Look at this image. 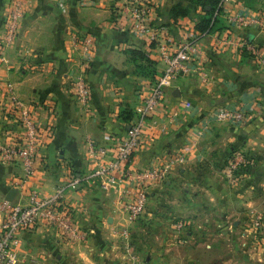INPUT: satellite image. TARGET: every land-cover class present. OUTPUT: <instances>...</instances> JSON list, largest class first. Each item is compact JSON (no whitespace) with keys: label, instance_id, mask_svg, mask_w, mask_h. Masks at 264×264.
Instances as JSON below:
<instances>
[{"label":"crops","instance_id":"crops-1","mask_svg":"<svg viewBox=\"0 0 264 264\" xmlns=\"http://www.w3.org/2000/svg\"><path fill=\"white\" fill-rule=\"evenodd\" d=\"M21 1L26 9L18 35L5 49L6 61L0 62V141L18 145L22 140L18 114L4 88L8 82L31 109L46 138L35 172L26 184H22V164L0 157V201L13 202H26L32 188L49 194L73 174L88 173L94 167L87 155L89 140L114 146L125 136L153 81L137 68L132 52L141 49L155 58L153 43L131 27L120 26L119 16L128 0ZM153 1L158 5L156 26L166 27L174 41L183 40L195 28L200 13L197 6L181 0H145ZM10 3L0 0V40ZM176 4L186 6L188 14L174 18L171 12ZM233 8L234 12L259 11L264 0H234ZM229 26L198 40L192 63L195 71L175 81L157 112L166 131L146 139L125 166L138 171L177 153L186 156V162L175 165L166 181L149 186L146 215L131 221L122 211L118 192L106 191L103 178L96 177L69 190L62 202L86 238L74 241L60 227L39 221L20 233L18 264H125L121 256L126 241L119 234L120 228L131 230V223L157 217V210L168 206L164 198L169 193L176 195L174 205L180 221L196 223L197 212L203 211L208 222L204 236L197 225L188 232L186 228L179 231L175 262L216 264L217 247L214 244L210 249V241L222 235L237 238L251 225L252 212L264 213V65L237 44L248 40L264 48V29L230 22ZM226 32L234 41L220 46L218 37ZM85 36L94 42L89 58L82 56L77 43ZM201 69L211 76L210 85L200 82L197 72ZM81 70L88 79V108L81 107L76 98L75 77ZM161 70L159 62L158 73ZM185 101L192 106H184ZM244 106L252 108L244 125L214 118L217 109ZM240 151L247 155V163L236 178L227 175L226 190L219 177L228 171L232 155ZM152 241L151 246H156L159 240ZM240 256L246 261L263 257L264 262L261 251L243 250ZM148 262L167 261L159 255L148 257ZM221 264H231V259Z\"/></svg>","mask_w":264,"mask_h":264},{"label":"built area","instance_id":"built-area-1","mask_svg":"<svg viewBox=\"0 0 264 264\" xmlns=\"http://www.w3.org/2000/svg\"><path fill=\"white\" fill-rule=\"evenodd\" d=\"M119 16L122 27H131L153 43L152 55L162 64L158 77L151 82L149 93L145 96L137 117L131 123L125 136L114 146L100 144L89 140L87 155L94 167L83 174H73L49 194H42L38 189L29 191L26 202H13L9 199L0 201V264H18L20 255L18 247L21 244L20 233L33 228L39 221L60 227L74 241L86 238L70 219L68 208L62 207L65 194L76 190L96 177H102L103 188L108 192H118L122 203V211L126 212L131 221L141 218L148 207L149 186L166 181L171 170L177 164H184L186 156L177 153L165 162L146 169L132 171L125 166L142 148L146 139L166 131L165 123L159 119L157 112L164 103L168 90L173 89L175 81L181 76H188L195 71L193 61L198 53V40L207 33H200L196 27L181 41H174L166 27L154 22L157 3H146L145 0H128ZM220 7L225 11L230 24L244 28L264 29V8L255 11L234 12V0H220ZM26 5L21 0H11L7 8L5 33L0 40V62L6 61L5 49L16 39L19 27L25 14ZM229 32V31H228ZM229 34V33H228ZM227 32L218 37V44L225 46L233 43ZM83 57L89 58L94 51L93 39L89 36L77 39ZM239 48L247 49L253 57L264 65V48L254 41L240 40ZM200 82L210 85L212 78L205 70L197 72ZM88 79L85 70L75 77V90L78 104L83 108L89 107ZM5 90L12 108L17 112L22 128V140L18 145H9L0 141V157L4 161H18L22 164L26 184L35 172L38 155L45 141L39 124L26 102L18 95L13 83H6ZM184 106H192L185 101ZM252 108L239 107L236 109L220 108L214 113L215 120L244 125L251 117ZM247 163V155L240 151L230 158L227 175L232 179ZM264 215L260 212L254 216L255 228H261ZM185 223L179 222L182 228ZM257 231V230H256ZM119 234L126 241L125 253L129 255V264H147L131 250V230L122 227Z\"/></svg>","mask_w":264,"mask_h":264},{"label":"rangeland","instance_id":"rangeland-1","mask_svg":"<svg viewBox=\"0 0 264 264\" xmlns=\"http://www.w3.org/2000/svg\"><path fill=\"white\" fill-rule=\"evenodd\" d=\"M219 179L223 180L225 186L224 188H226L227 172H225L223 177H219ZM175 199H176L175 193H169L167 198H164L165 202H169L168 206H164V209L157 210V217H151L149 221L143 217L136 224L134 225L132 223L130 224L132 225L131 230H133V239L131 240V250L138 257L144 259L147 262V264H149L148 257L157 256L158 258L159 255L161 256L162 259L163 258L166 259L167 262L165 264H180V262L176 263L174 259V253L176 252L175 244H177L176 238L179 231L184 230L186 228L185 230L188 232L192 230L193 226L195 227V225H197L198 230L200 229L203 231L202 236H204V232H207L206 224L208 222H207V216H205L207 212H203V211L197 212L196 217L194 218L197 220L196 223L189 225L187 221H186L187 223H185L184 221L179 220V218L181 217H179V215L176 213V208L174 205ZM200 203L203 202L200 201ZM166 207L168 208L165 209ZM257 212L259 213L261 212L264 215L262 211L256 210L252 212L253 219L254 216H256ZM253 219L251 221V225H248L246 228H243L242 232L243 231L244 232L239 233V235H237V238L233 237L234 238L233 239L231 236L226 237L222 235V237H219L221 239H215L210 241L211 243L210 249L214 247V244L217 247L216 249L217 257L215 259L216 264L223 263L225 259L227 261L231 259V264H260V263L264 264V262L262 261L263 257L262 259H257V260L251 257L252 258L251 260L246 261L242 259L243 257L240 256L243 250L255 251L256 253L261 251L262 255L264 256V218H263L262 227L258 229L255 228ZM179 222L185 223V226L182 228L178 227ZM211 227L213 228V231L217 230V228H214V225H212ZM117 230H115V232ZM152 239L159 240L156 241L157 244L156 246H151V242H154L152 241ZM200 244H204V241L200 242ZM206 246L207 245H205V247ZM255 258H259V257L256 256ZM30 259L32 261H35L32 258ZM121 259L125 262V264H129L130 258L129 255L125 253V249L123 250ZM228 263H230V261Z\"/></svg>","mask_w":264,"mask_h":264},{"label":"trees","instance_id":"trees-1","mask_svg":"<svg viewBox=\"0 0 264 264\" xmlns=\"http://www.w3.org/2000/svg\"><path fill=\"white\" fill-rule=\"evenodd\" d=\"M190 2L197 6L199 13V20L196 23V29L200 33H210L215 30H227L230 28L227 17L225 16V11L220 7V0H181ZM172 15L174 18L180 16H186L188 14V9L186 6L181 4H176L172 8ZM251 56L252 54L248 51ZM133 55L135 56L136 66L141 70L145 76L151 77L154 81L160 73H158V63L156 58H151L148 54L141 49L133 50ZM130 114V113H129ZM246 165V164H245Z\"/></svg>","mask_w":264,"mask_h":264},{"label":"water","instance_id":"water-1","mask_svg":"<svg viewBox=\"0 0 264 264\" xmlns=\"http://www.w3.org/2000/svg\"><path fill=\"white\" fill-rule=\"evenodd\" d=\"M176 94V93H175Z\"/></svg>","mask_w":264,"mask_h":264}]
</instances>
